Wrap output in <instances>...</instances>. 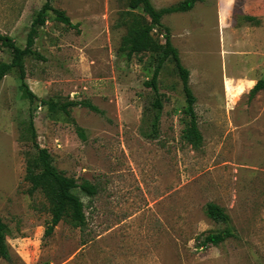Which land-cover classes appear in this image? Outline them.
<instances>
[{
	"label": "rangeland",
	"instance_id": "374dc122",
	"mask_svg": "<svg viewBox=\"0 0 264 264\" xmlns=\"http://www.w3.org/2000/svg\"><path fill=\"white\" fill-rule=\"evenodd\" d=\"M179 0H151L155 8ZM44 0H0V32L23 47L32 14ZM70 18L48 13L24 67L33 103L21 96L16 68L0 81V217L8 226L9 261L0 264H264V0H200L186 12L161 18L189 70L202 144L182 138L187 117L180 79L167 60L158 76L162 108L151 134L154 93L144 84L156 63L152 52L127 56L128 27L144 23L128 0H52ZM149 20V19H148ZM151 36L164 38L157 29ZM10 50L0 46V61ZM40 99L89 101L69 114ZM53 165L93 196L74 189L85 224L64 217L46 236L49 201L28 193L24 179L34 159L27 120ZM77 127L84 131V138ZM38 171V169H36ZM223 207L230 234L202 245L225 225L204 213Z\"/></svg>",
	"mask_w": 264,
	"mask_h": 264
},
{
	"label": "trees",
	"instance_id": "16d2710c",
	"mask_svg": "<svg viewBox=\"0 0 264 264\" xmlns=\"http://www.w3.org/2000/svg\"><path fill=\"white\" fill-rule=\"evenodd\" d=\"M200 0H179L169 6L155 8L151 0H128L130 9H141L146 16L144 23L134 20L128 27V33L123 39V43L127 48V56L130 58L132 54L152 52L156 54V63L153 68L151 77L144 84L152 89L154 99L152 108L156 110L151 122V134H156L158 129L159 112L162 108L161 94L158 91V76L167 60H170L180 79L182 92L184 95L185 106L182 110L187 117V123L182 129L181 138L192 148L198 149L202 144V135L197 124V116L195 112V96L189 86V70L182 64L177 48L172 44L169 28L164 25L161 18L170 13L186 12L191 10L195 3ZM52 13L54 18L66 25L67 27H75L76 25L70 21V18L63 10L57 9L52 5V0H44L42 5L32 14L29 30L26 35L25 45L17 46L13 39L0 32V46L10 50L11 58L9 62L0 61V81L12 69L16 68L19 79V90L21 96L30 103L37 100V96L29 89L25 80L26 73L24 67V58L33 56L34 58H42L34 49L33 44L38 35L39 28L44 25L46 16ZM149 19V20H148ZM157 29L164 38L163 43H159L151 36V31ZM264 88V79L258 80L251 88V95ZM41 104L47 105L51 112L60 111L69 114V108L75 106H85L89 109L100 112L96 106L89 101H66L63 103L40 99ZM27 126L30 133L32 144L36 150V156L28 161L24 179L30 183L28 189L29 194L35 191H42L49 201V212L51 214L48 225L45 227L44 234L46 236L53 232L54 227L64 217L68 218L69 223L73 227H82L85 224L84 205L80 197L73 192L79 189L87 196H93L96 188L88 181L78 183L74 178L67 177L57 170L53 165L51 155L48 150L40 147L36 141V131L33 124L32 113L30 112L27 120ZM78 134L84 138V131L77 127ZM38 169V171L36 170ZM205 215L215 223L224 224L225 227L220 232H208L202 240V245H216L222 242L225 237L230 234V219L225 209L215 202H207L204 206ZM8 234V226L0 217V257L9 261L11 259L6 242Z\"/></svg>",
	"mask_w": 264,
	"mask_h": 264
}]
</instances>
